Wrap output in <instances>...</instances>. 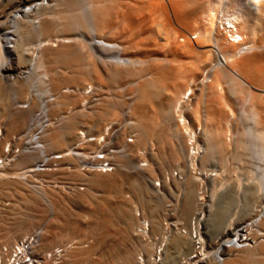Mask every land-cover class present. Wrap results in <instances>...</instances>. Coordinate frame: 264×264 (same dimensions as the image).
Here are the masks:
<instances>
[{
	"label": "bare ground",
	"instance_id": "bare-ground-1",
	"mask_svg": "<svg viewBox=\"0 0 264 264\" xmlns=\"http://www.w3.org/2000/svg\"><path fill=\"white\" fill-rule=\"evenodd\" d=\"M26 1L23 4H19L18 8L21 7L20 9L12 10L8 14V18L12 19L10 27H6L5 32L1 34L5 40L3 39L2 41L4 42L0 43V73L7 72V68L3 66L12 56H16L12 60L13 62L15 61L17 66H23L24 62L27 61L25 60L26 53H24L23 44L37 39L36 42L38 44L30 48V50H33L31 55L38 53L35 60H33L36 61L35 68H44L47 74H51L47 86L49 85L54 92L53 94L58 98L55 105L51 104L49 115L51 117L55 113L57 114L59 109L61 113L62 111L66 112H63L65 114L64 118L60 114V117L58 114L55 115V118H60V124L62 123L63 125L59 126L57 124V126L54 124L46 130L43 136L46 146L56 149L55 151L64 150L72 145L81 128H85L84 126L98 130L99 133L96 136L103 134L104 129L111 122L120 119L117 107L115 108V106L111 105L112 100L109 101L108 96L103 99V95L107 94L104 92L106 88V86L104 88L105 81L115 83L117 79L130 78L132 80V78L138 79L139 77L141 80L138 81L135 90L137 91L136 96L133 94L135 98L133 97V104L129 111L131 114L128 115L136 124L134 123L130 130L127 131L126 129L123 132L121 143L118 146L122 147V149L118 151L117 158L113 159L114 166H120V170L113 174H97L87 177L77 172H68L70 177L84 181L88 186V190L86 192L79 191L76 198L85 205H89L88 207L90 208L82 212L81 215L82 217L90 216L91 220L89 219L90 221L87 220L88 222L84 223L77 218L79 216L74 218V215L68 211L62 217V220H60V216H56L57 218L53 216L54 218L47 221V224L43 225L44 227H38L37 230L35 229L36 231L33 229L31 232L33 226L32 215H29V220L24 222L25 220L21 218L22 216L19 217L22 212H18L19 215L14 212L16 219L21 218L20 222L15 220L19 223L16 226L19 231V238H17L16 243L26 238L34 239L32 243L34 259L40 262L45 260L47 264H86L89 258L91 260L89 261L90 264H180L179 258L188 249L189 240L181 235H173L170 238H166L165 224H163V232L153 236L160 229L158 228V225L160 227V220H158L157 216L159 205L152 197L145 195L149 201L150 212L153 217L150 218L152 228L150 224V226L148 225V230H146V234L149 235L147 239L145 238V228H141L138 221L137 225H135L128 203L126 201L111 202L108 196H111V191L114 190L115 192V190H118L127 180L136 198L144 199L142 201H145L144 194L147 191L145 185L139 181L138 176H124L123 170L125 167L130 168L131 165L138 167V169L147 168L149 164H146V161H149L148 151L150 150L148 142L150 143L151 141V149L154 147L153 141L158 145V151L150 150L151 152L153 151L150 156L159 164V167H163L166 162L174 166L175 164H183L182 168L176 165L178 168L172 173V179L170 178L178 186L183 185L182 215L189 214L193 204L191 195L200 190L199 187L201 188L202 184L198 181L200 177H197L198 172L204 176V172L206 173V170L211 165L216 167L215 169L213 167V173H215L212 176L213 179L210 178L214 183H212L214 189L210 195L213 200L215 194L219 191L216 188L218 184L215 182L222 181V178H220L222 172L218 173V170L222 166L225 170L224 163L227 161V158H225L227 154L232 158L230 161L239 164L240 170L242 169L249 173L250 169L253 168V161L250 160L253 146L243 141V139L246 140L245 136L243 137L242 135L243 133L236 132L238 135L235 138V136L229 135L230 130L228 131L227 129L231 125V120H234L233 118L236 116L233 113L234 108L232 106V99L236 95L246 97V105L239 107L242 111L240 113H243L245 118L246 115L250 117H248L250 123L247 121L249 123L247 126L249 127L245 128L247 131L243 128L244 135L248 132L253 134L252 139L257 140L259 142L258 146L262 148V152L259 155L261 158L257 161L260 166L256 168H259L260 179L264 182V0H237V2L235 0H52L54 2L53 9L52 6H49L50 8L46 7L47 9L41 8L39 4L42 0H40V3H34V0L31 2ZM84 3L86 5L83 6L89 10L86 14H83L85 12L83 11L84 8L82 12L80 11ZM15 6V0H1L0 16L7 8H14ZM37 6L38 9H36ZM49 9L52 10L50 11ZM18 11H21L30 21L24 18L27 20H23L18 24L16 20L21 18L16 17ZM29 12H34L31 18L29 17L31 15L28 16ZM1 19H5V16L0 17ZM9 22L10 20L7 21V19L0 21V31H2L1 27ZM89 23L91 28L88 27L90 26ZM20 24H23V26H20ZM86 29L87 31L89 30L88 32L86 31L88 33L86 34L92 37L94 45L102 46L103 51L107 53L106 55L114 53V58L112 56L110 58L115 59L117 64L129 66L118 67L113 65L115 67L112 69H104L107 75L104 80L102 71L97 68L96 63L94 64L95 61H91V53L85 50V42L74 39L66 40V38L59 40L62 35H73L78 30L85 31ZM135 30H137L138 34L135 33ZM13 34L18 35L19 40H21V43H17L18 48H15L17 55L11 53V47H9L12 40L9 37ZM129 36L130 39L132 36L136 37L135 42L130 44V47L133 50L134 48L136 51L138 50L140 52L138 54L143 53V57H145V54L147 58L151 55L156 56L155 58L152 57L153 61L151 63H144V59H140L142 56H136V53L134 54L135 56H132L134 52H132L131 48L130 53L128 52L129 49L127 48L130 42L127 38ZM91 44L89 45L91 46ZM170 52L179 60V64L174 60V62L171 61L170 63L166 60V63H164L165 61H158L160 60L158 57L160 54L166 53L165 55H167ZM169 59L167 58L168 61ZM183 59L185 62L181 65L180 61H183ZM115 61L111 60L110 62ZM89 66L90 68H88ZM58 67H69V69L71 67V70L69 72L57 71ZM147 75L148 77H146ZM28 82L29 80L23 81L17 87L18 91H14L12 88L14 93L26 94L25 92L28 91L29 86ZM67 86L73 89L80 88L81 91L77 94L62 92L64 87ZM88 87H91L94 92L92 91L86 95L84 92ZM50 89L49 92H51ZM6 91L4 90V93L0 89V116L2 117H4L3 115H8L10 110L8 102L3 103V106L1 105L2 96H6ZM95 94H98L97 96L101 98L94 102ZM9 96L11 95L9 94ZM90 99L93 100L91 101ZM88 100V104H92L91 111L85 109L88 107H84ZM201 100L205 107L201 106ZM201 107L205 108L207 112L206 120L203 122H201V119H205L203 116H200L201 119L199 120V114L203 112L199 113L202 110ZM67 111L70 113H67ZM8 116L5 118L9 119V129L14 125H19L25 119L21 113L17 115V113L13 112L11 116ZM205 121L209 122V126ZM229 136L230 139H228ZM128 137L134 138V140L127 142L126 138ZM232 137L235 139L231 143ZM191 141L193 143L189 145ZM249 142L251 141L249 140ZM191 145L195 147L191 149L189 147ZM145 149L146 153H142ZM188 149L190 151L194 150V154L197 152V157H191ZM139 151L141 152L139 153ZM27 157H23L18 164H22L24 160L29 159ZM134 157L138 159L133 160ZM135 160H139L140 163L136 165L130 163ZM206 166L209 167L207 168ZM150 169L152 170V168ZM176 171L180 173V176L177 174V177H175L174 173ZM201 174L198 175L202 176ZM124 180L125 182L123 183ZM227 184L229 183L227 182ZM235 184L239 187L241 185L238 182ZM260 184L258 187H249V189H252L251 197L257 203L256 207L259 208L261 206L260 211L258 210L259 212L255 216L257 222L255 225L256 230H250L248 227L246 231L248 232L246 234L247 239L253 240L255 245L252 247L247 246L245 249L238 251L233 257L229 258L226 264H264V185ZM0 185L4 186V188L12 189L13 192L18 194V199L13 202L12 209L5 205L9 209L14 211L22 203L27 204L30 209H39L41 190L31 189L26 182L11 174L1 175ZM219 185H221V182ZM204 188L202 186V189ZM94 189L105 190L110 195L106 198L95 199L91 193ZM92 200H94V203H92ZM16 202L17 204H14ZM200 204L196 210L201 207ZM212 204H209V211L205 210L206 205L204 209L202 207L201 209L204 210V213H207L205 214V226L212 225L210 230L215 235L221 231L216 239L231 237L233 236L231 235L232 232L234 233L241 225H246L245 222L241 223L240 219L235 216H233L235 218L230 217L231 219L225 221L224 205L223 207L221 206L222 209L220 208L214 213V204ZM60 207L56 211L62 216L64 215L62 211L64 207L62 208V205ZM20 209V211H23L22 207ZM194 215L195 212L193 217ZM161 221L163 222V220ZM112 227H115L114 229H117L116 231L121 235L123 246L119 244V246H116L117 243L121 244L118 239L117 243H109L107 247L102 248L104 251L97 256L95 253L99 244H101L99 241L102 240L103 236L110 235ZM96 233L101 236L96 240L98 243L95 241L97 244L94 242L92 244L84 239V236L88 234L96 235ZM7 234L9 233L5 231L1 233L2 237H5L2 238L4 240L0 238V244L5 239H8L9 242L12 240L9 239L10 236ZM207 236L209 235L207 234ZM76 237H80L78 241H74ZM158 237H162L161 244H167L165 254L161 257V262H157L155 258V241ZM65 239H68L70 244H67L68 242H64L65 244L61 243ZM14 243L6 244V246L13 249ZM60 243L65 246L63 256L60 261H53L49 256H53L56 247L58 248ZM1 245L0 261L3 258V246ZM140 247L144 248L139 249L140 253L136 254V249ZM103 255L111 256V258L107 257L109 262L103 261Z\"/></svg>",
	"mask_w": 264,
	"mask_h": 264
},
{
	"label": "rangeland",
	"instance_id": "rangeland-1",
	"mask_svg": "<svg viewBox=\"0 0 264 264\" xmlns=\"http://www.w3.org/2000/svg\"><path fill=\"white\" fill-rule=\"evenodd\" d=\"M1 1V0H0ZM16 1V6L14 7V8H7L4 12H3V14L0 16V17H4L5 16V19H1L0 21H3V20H6L7 19V21L8 20H10V22L8 23V24H6V25H4L3 27H1V29H2V31H0V38H1V40H0V43H3L4 41H2L4 38H3V36H1V34H2V32H5V28L6 27H10V25H11V19L12 18H8V14L9 13H11V11L12 10H17V8H18V6H19V4H23V2L24 1H26V0H15ZM31 1H33V0H28V1H26V2H31ZM43 1V0H42ZM41 1V2H42ZM52 0H44L43 2H44V6H43V8H45V9H47L49 6L51 7L52 6V9H53V4H54V2L52 3L51 2ZM236 2H237V0H235ZM34 3H40V0H37V2H35V0H34ZM34 3H32V4H34ZM47 5V6H46ZM85 6L86 4L84 3V4H82V6ZM81 7L79 10L82 12V10H83V8H84V10L83 11H85V12H83V14L85 13L86 14V12L88 13L89 12V10L87 9V7ZM222 6V5H221ZM47 7V8H46ZM49 7V8H50ZM21 7H19L18 9H20ZM51 9V10H52ZM44 10V9H43ZM50 10V9H49ZM50 10V11H51ZM18 12H20V11H18ZM34 13V12H33ZM33 13H31V12H29V14H28V16L29 15H31V16H29L30 18L33 16ZM41 13H43V12H41ZM6 14H7V17H6ZM13 14V13H12ZM17 14V13H16ZM21 14H22V12H21ZM26 15V14H25ZM22 16H24L23 14L22 15H18V18H20V19H17L16 20V22L18 21V24H19V22L21 23L23 20L24 21H26L28 18L27 17H23L22 18ZM17 17V16H16ZM24 18H27V19H24ZM16 19V18H15ZM28 21H30V19H28ZM13 22V21H12ZM25 25H26V23H25ZM28 25V24H27ZM89 25L90 26H88V27H90L91 28V24L89 23ZM20 26H23V24L21 25L20 24ZM89 28V29H90ZM87 29L84 31H81V30H78V31H76L77 32V34H76V32L75 33H73V35H62V37L60 36L59 37V40H62V39H64V38H66V40H69V39H71V40H79V41H83V42H85V50L86 51H88V52H90L91 53V61L92 62H94V64L97 66V68L100 70V71H102L101 73H103V77H104V80H105V77L107 76L105 73V70L104 69H107L108 70V68L109 69H112V68H114L115 66H113V65H116V66H118V67H121V66H123V67H128L127 65H124V64H117L116 63V61H115V59H113L114 58V53H112V55H106L107 53H105L104 51H103V48H102V46H98L97 44H93V39H92V37H90V35H88L87 36V32L89 31H87ZM137 30H135V33L136 34H138V32H136ZM139 31V30H138ZM83 32H85V33H83ZM140 32V31H139ZM82 33H83V35H82ZM87 33V34H86ZM141 33V32H140ZM85 34V35H84ZM81 35V36H80ZM78 36V37H77ZM90 37V38H89ZM10 39L12 38V40L10 41V43H12L11 45H9V46H11V48H10V50H11V53H15V55H17V52H15V48L17 49L18 48V44H19V42L21 41V40H19L20 38H19V36L18 35H16V34H13L11 37H9ZM61 38V39H60ZM68 38V39H67ZM88 38V39H87ZM133 38V39H132ZM135 38L136 37H131V39H130V36H129V38H127V39H129V44H128V48L127 49H129V53H130V48L133 50V48L132 47H130L131 45L130 44H132L133 42H135ZM5 40V39H4ZM36 40L37 39H34V40H31V42H27V43H25V44H23V46H24V50H25V52L24 53H26V55H25V60H27V61H25L24 62V64H23V66L22 65H20V66H17V64H15V61L13 62V60H14V58L16 57H14V56H12V57H10L8 60H7V62H5L4 63V68H7V72H1L0 73V89H2V91L4 92V90L6 91V96H2V99H1V101H2V106H3V103H9V113H8V115L9 116H11V114H13V112L16 114L17 113V115L18 114H20L21 113V115L23 116V118L25 117V119H23L22 120V123H20L19 125H14V126H16V127H12V128H14L13 130H12V128L11 129H9L8 128V124H9V119L7 120V118H5V117H7L8 115H3L4 117H2V116H0L1 118H0V128H2L3 129V135H5L7 138L6 139H8V138H12V136H15V135H17V134H20V133H23L24 132V130L28 127V125H29V123H30V121H31V118L35 115V114H37V112L38 111H40V107L42 106V100H43V98L45 97H49V96H55V94H53L54 92L50 89V87H49V85L47 86V82L49 81L48 79H50V76H51V74L49 75V74H47L46 73V71H45V69L44 68H42V69H37V68H35V65H36V61H33V60H35V57L38 55V53H34V54H32L31 55V53H33L32 51L33 50H30V48H33L34 46H36V44H38V42H36ZM130 40H133V41H130ZM33 42V43H32ZM87 42V43H86ZM18 43V44H17ZM21 43V42H20ZM31 43V44H30ZM92 43V44H91ZM27 44V45H26ZM88 44V45H87ZM89 44H91V46L89 45ZM98 47H97V46ZM89 47V48H88ZM101 48H102V50H101ZM26 49H27V52H26ZM29 49V50H28ZM89 49V50H88ZM95 49V50H94ZM100 49V50H99ZM14 50V51H13ZM135 50V51H134ZM134 50L132 51V52H134V53H132V56H139V57H141L142 56V58H140L141 60L142 59H144L143 60V62L144 63H151L153 60V58L152 57H154L153 55H151V56H148L149 58H147L146 57V55L144 54V56L145 57H143V53H141V54H138V50L136 51V49L134 48ZM13 51V52H12ZM102 52H104L103 54H102ZM23 53V54H24ZM89 53V54H90ZM136 53V54H135ZM140 53V52H139ZM28 54H30V55H28ZM94 54V55H93ZM135 54V55H134ZM166 53H164V54H160V56H158L159 58H160V60H158V61H160V62H164L165 60L168 62V63H170L171 61L172 62H177V64H179V60L176 58V57H174V54L172 53V52H170V53H167V55H165ZM131 55V54H130ZM156 55V54H155ZM163 55H165V56H163ZM108 56V57H107ZM113 57V58H110V57ZM116 56V55H115ZM171 56H173V57H171ZM156 57V56H155ZM154 57V58H155ZM94 58V59H93ZM106 58V59H105ZM107 58H110L112 61H115V62H110L111 60L110 59H107ZM166 58V59H165ZM167 58H170L169 59V61L167 60ZM13 59V60H12ZM96 59V60H95ZM146 59V60H145ZM164 59V60H163ZM178 61H177V60ZM197 59V58H196ZM110 60V61H109ZM174 60V61H173ZM107 61V62H106ZM166 61L164 62V63H166ZM183 62H185L184 61V59H183V61H180V64L182 65L183 64ZM26 63V64H25ZM112 63V64H111ZM115 63V64H114ZM111 65V66H110ZM107 67V68H106ZM88 68H90V66L88 67ZM10 69V70H9ZM37 69V70H36ZM65 69V70H64ZM45 72H44V71ZM57 71H60V70H63V71H66V72H69L70 70H71V67H70V69H69V67L67 68H65V67H58L57 69H56ZM37 71V72H36ZM148 74V73H147ZM149 75V74H148ZM148 75L146 76V77H148ZM149 76H151V75H149ZM140 78V77H139ZM133 79L132 78V80L130 79V78H121V79H117V81H115V83L113 82V83H110V82H107V81H105L106 83H105V85H104V88H105V86H106V88L104 89V92H106L107 94H104L103 95V99L104 98H106L107 96H108V98H109V101H111V105H113V107L115 106V108L117 107V110H118V112H119V114H120V118H124V116L125 115H129V114H131L129 111L131 110V106H132V104H133V100H134V98H135V96H136V94H137V91H135L136 90V88H137V84H138V81L139 80H141V79ZM25 82V81H27V80H29V82H28V84H29V86H28V93L27 92H25L26 94H24V93H21L20 94V92H16V93H14V91L16 90V91H18L19 89L17 88L20 84H22V82ZM127 80H129V81H127ZM18 82V83H17ZM117 82V83H116ZM122 82V83H121ZM124 82V83H123ZM106 84H108V85H106ZM117 84V85H116ZM46 85V86H45ZM114 85V86H113ZM132 85H133V87H132ZM109 86V87H108ZM130 87V88H129ZM14 89V91H13V89ZM71 87L70 86H67V87H64V89L62 90V92H66V89H70ZM94 88V87H93ZM117 88V89H116ZM49 89H50V91L51 92H49ZM80 89V88H79ZM109 89H110V92H109ZM10 90H12V91H10ZM77 90V89H76ZM106 90V91H105ZM123 90V91H122ZM10 91V92H9ZM132 93H131V92ZM120 92V93H119ZM5 93V92H4ZM11 95V96H9V94ZM14 96H13V95ZM23 94V95H22ZM109 94H110V96H109ZM132 94V95H131ZM135 96H134V95ZM8 95V96H7ZM19 95H22V96H19ZM17 96V97H16ZM57 97V96H56ZM98 98L97 99H94V102H95V100H98V99H100L101 97H99V96H97ZM134 97V98H133ZM120 98V99H119ZM205 98V97H204ZM233 98H234V96H233ZM238 98V99H237ZM246 97L244 96H238V95H236L235 96V98L234 99H232L233 100V108H234V114H236V116H234V120H231V129H230V126H229V128H227L228 129V131L230 130V132H229V135L230 136H232L233 135V137L235 136V138L237 137V135H238V133H243L242 135H243V137L245 136V139L246 140H244L243 139V141H245L246 143H248V144H251L253 147V149H252V157H250V160H252L253 161V168L252 169H250V172L248 173L247 171L245 172V171H243L242 169V171L240 170V167H238L239 166V164H235V162H232V161H230V160H232V158L231 157H229V154H227L226 156H225V158H227V161H228V163H227V161L224 163V166H225V170H224V167L222 166L221 167V169L219 168V172L218 173H221L222 172V177L220 176V178H222L221 180L222 181H219L220 180V178H219V182H215L216 184H218L217 186H216V188L217 189H219V191L217 192V194H215V198H214V200H213V198H212V196H210L211 194H212V190L214 189V183H213V178H212V176L215 174V173H213L214 171V169L216 168V167H214V165L212 166L211 165V167H207L208 169L206 170V173L204 172V176L201 174V173H197V177L199 178L198 179V181H199V183L200 184H202L201 185V188L199 187V189L200 190H198L197 192H195V194H192L191 195V197H192V201H193V204H192V209H191V211L189 212V214H187V215H182V211H181V205H182V202H183V198H184V194H183V190H182V186L181 185H177V184H175L174 182H173V180H171L172 179V173L175 171V170H177L176 168H178V167H181L182 168V166H183V164L181 165V163L180 164H175V166L173 165V164H170V163H168V162H166L165 163V165L163 166V167H159L158 165L159 164H157L153 159H152V157L150 156L151 154H153V151H158V145H156V142L155 141H153L154 143V147H153V149H151V147L150 146H152V141L149 143L148 142V145H150V146H148L149 148H150V150H153L152 152L149 150L148 151V160L149 161H146V164H149V165H151V166H149V168H148V166H147V168L146 167H143V168H140V169H138V167H133L132 165H131V167L130 168H128V167H125L124 168V170H123V174H124V176L125 175H127L126 177H128L129 175V177H136V176H138L139 178V181L141 182V183H143L144 185H145V188H146V193L144 194V196L146 195L147 197L148 196H150V197H152V199L155 201V202H157V205H159V208H158V211H157V216H158V220H160L159 221V223H160V227H159V225H158V228H160L159 230H157V232H155L154 234L155 235H153V236H157V235H159V234H161V232H163V230H164V227H163V224L170 218V219H173V218H176V219H179L181 222H183L184 224H187V222L193 217V214H194V212L196 211V208L199 206V198H201V194L203 193V195H205V198H204V205H206V210H208L209 211V204H212V202H213V204H214V210H213V212L214 213H216L217 212V210H220V208L222 209V207H223V205H224V212L223 213H226V214H224V216H225V221L227 220L228 221V219H231V218H239L240 219V221H241V223L242 222H247V221H250V220H255L256 219V215H257V213L260 211V208H261V206L259 207V208H257L256 206H257V203L254 201V199L251 197V195H252V189H249V187L250 186H256V187H258L259 186V184L260 183H262V185H264L263 183V181H261V179H260V173H259V168H256L257 166H260L258 163H257V161L258 160H260V158H261V156H259L260 154H261V152H262V148L261 147H259L258 145H259V142L257 141V140H255V139H252V137L254 136L253 134H250L249 132L248 133H245V135H244V130H243V128L245 129H247L249 126H247L249 123H250V121H249V118L247 117V115H246V118H245V116H244V114L242 115L240 112H242L241 110H240V108L239 107H244L246 104V102H245V99ZM125 99V100H124ZM132 99V100H131ZM237 99V100H236ZM91 101L93 100V99H90ZM115 100V101H114ZM202 100H205V99H202ZM201 100V102H202V105L201 106H204L205 107V105L203 104V101ZM234 100H236V101H234ZM242 100V101H241ZM244 100V101H243ZM89 101V100H88ZM240 101V102H239ZM99 102V101H98ZM98 102H96V103H98ZM236 102V103H235ZM239 102V103H238ZM242 102V103H241ZM25 103H28L29 105H28V109H22L21 107L23 106V104H25ZM238 103V104H237ZM54 104V103H53ZM52 104V105H53ZM235 104V105H234ZM240 104V105H239ZM55 105V104H54ZM92 105V104H91ZM91 105H89L88 104V108H85V109H88L89 111H91ZM243 105V106H242ZM234 106H237V107H234ZM12 107V108H11ZM84 108V107H83ZM202 108V110H200V112L199 113H201L202 111V113L201 114H203V115H201V114H199V120L201 119V117L203 116V118H205V116L207 115V112L205 111V108H203V107H201ZM236 108V109H235ZM20 110V111H19ZM18 111V112H17ZM71 111V110H70ZM20 112V113H19ZM51 112V111H50ZM49 112V113H50ZM63 112H65V111H62V113H61V111H60V109H59V112L57 113L58 115L60 114L61 116H63ZM205 112V113H204ZM239 112V113H238ZM66 113V112H65ZM67 113H70L69 111H67ZM56 113L54 114V115H52L53 116V118H51V120L52 119H54L55 118V115H57ZM60 115H59V117H60ZM70 115V114H69ZM239 115H242V116H239ZM8 116V117H9ZM51 116V117H52ZM201 116V117H200ZM56 117H58V116H56ZM65 117V114H64V116H63V118ZM236 117V118H235ZM241 117H242V119H241ZM246 120V123H245V120ZM25 120V121H24ZM55 120V119H54ZM54 120H52V121H54ZM202 121L201 122H203L204 120H206V118L205 119H201ZM236 120V121H235ZM247 121L249 122V123H247ZM206 123H207V125H208V121H205ZM235 122V123H234ZM237 123V124H236ZM55 125H57L56 123H55ZM60 125H63L62 123L60 124L59 123V126ZM251 125V124H250ZM58 126V125H57ZM209 126V125H208ZM246 126V127H245ZM82 127V126H81ZM84 127H87V126H84ZM83 128V127H82ZM81 128V129H82ZM236 128H237V130H236ZM245 129V130H246ZM11 130V131H10ZM240 131V132H239ZM247 131V130H246ZM7 132V133H6ZM236 132H238V133H236ZM247 134V135H246ZM250 134V135H249ZM249 135V136H248ZM230 136L228 137V139H230ZM46 137H48V136H46ZM45 137V138H46ZM231 138V140H230V142L232 143L233 142V140L235 139V138ZM251 138V139H250ZM249 140L251 141V142H249ZM255 140V141H254ZM229 142V141H228ZM258 142V143H257ZM0 146L2 147H0V149H1V151H0V156H1V153H2V150H3V146L4 145H2V144H0ZM71 146V145H70ZM52 150H54V148H52ZM56 150V149H55ZM142 150V149H141ZM144 150V149H143ZM146 150V149H145ZM148 150V149H147ZM141 151H139V153H140ZM26 157V156H25ZM27 158H29V159H27V160H24L23 162H25L24 164H23V162H22V164H18L21 160H22V158L16 163V164H14V166L12 167V170H11V172L8 174V175H12L13 176V174H15L16 172H18V170H20L21 168H24V167H28V166H30V165H32L34 162H35V160H36V158H34L33 156H28ZM31 158V159H30ZM224 158V157H223ZM224 158V159H225ZM25 159V158H24ZM134 159H138V158H136V157H134L133 158V160ZM226 160V159H225ZM232 162V163H231ZM127 163H128V161H127ZM131 164H138V163H140L139 162V160H135L134 162H130ZM227 164V165H226ZM22 165V166H21ZM178 167H177V166ZM16 166V167H15ZM20 168H19V167ZM213 167H214V169H213ZM150 168H152V170L150 169ZM222 168H223V170H222ZM227 168V169H226ZM172 169V170H171ZM231 169V170H230ZM155 170V171H154ZM125 171H128V172H125ZM142 171V172H141ZM208 171V172H207ZM125 172V173H124ZM141 172V173H140ZM176 172H178V171H176ZM224 172V173H223ZM226 172V173H225ZM243 172V173H242ZM66 172H63V173H61V174H58L57 176H55V180H57V181H59V182H61V184H63V185H66V184H74V185H76V186H78V188H79V190L76 192V193H74V194H68L69 192H67V191H57V190H55V189H50V190H47V189H44V191L43 190H41L40 192L42 193V195L40 196L41 198V203H40V205H42V206H40L39 205V209H37V210H33V208H31L30 209V207H28L27 206V204H25V203H22L21 205H19L18 207H19V209H15L14 211L13 210H11L12 208H13V202L16 200L17 201V199H18V194H16L15 192H13V190L12 189H9L8 187H6V188H4V186H2V185H0L1 187H0V238H1V240H4V239H2L3 237H5V236H3L2 237V235H1V233L3 232V231H5V232H7V233H9V234H7V235H9L8 237H9V239L11 240L10 242L8 241V239H5V241H1L2 243V245L1 246H5L6 244H9V243H14V242H16L17 241V238H19V231H18V228L16 227L19 223L17 222L18 220H19V222H20V220H21V218H23V220H25L24 222H27V220H29L28 219V216L29 215H32V217H33V222H32V224H33V226H32V229H31V232L33 231V229H34V231H35V229L37 230V228L38 227H44L46 224H47V221H49L50 219H52V218H54V217H61V219L60 220H62V217L63 216H65V214H67L68 213V211L72 214V215H74L73 217L75 218L76 216H79V217H77L78 219H80L82 222H86L87 220L88 221H90L91 220V217L89 216H86V217H82V212H84L85 210L87 211L90 207H88L89 205H85L84 203H82V202H80L79 200H77V193H79V191L80 192H86L87 190H88V186L86 185V183L84 182V181H81V180H79V179H77V178H74V177H70V174L69 173H66ZM126 173H128V174H126ZM170 173V174H169ZM69 174V175H68ZM198 174H201L202 176H199ZM224 174V175H223ZM207 175V176H206ZM211 175V176H210ZM252 175V176H251ZM123 176V177H124ZM209 176V177H208ZM227 176V177H226ZM15 177H16V175H15ZM84 177V176H83ZM87 177V176H86ZM204 177V178H203ZM208 177V178H207ZM226 177V178H225ZM259 177V178H258ZM125 178V177H124ZM171 178V179H170ZM202 178V179H201ZM205 178H207V179H205ZM210 178H212V179H210ZM229 178H231V179H229ZM209 179V180H208ZM237 179H238V181H237ZM260 179V180H259ZM126 180V179H125ZM125 180L123 181V183L125 182ZM254 180V181H253ZM202 181H204L203 183H202ZM235 181H237L238 183H239V185H240V183H241V185H240V187L237 185L236 186V184L235 183H237V182H235ZM241 181V182H240ZM261 181V182H260ZM221 182V185H219V183ZM227 182L229 183V184H227ZM253 182V183H252ZM205 183V184H204ZM213 183V184H212ZM222 183H223V185H222ZM257 183V184H256ZM215 184V185H216ZM250 184V185H249ZM28 185V184H27ZM157 185H159V187H157ZM165 185V186H164ZM242 185H243V187H242ZM167 186V187H166ZM202 186L203 187H205L204 189H202ZM260 186H261V184H260ZM3 187V188H2ZM212 187V188H211ZM219 187V188H218ZM237 187V188H236ZM31 188V187H30ZM32 189V188H31ZM34 190V189H33ZM133 189H132V187H130V185L128 184V182H127V180H126V182L118 189V190H115V192H114V190L113 191H111V196H108V195H110L109 194V192H107V191H105V190H99V189H94V190H92V194H93V196L95 197V199L97 198V199H102V198H106L107 196L109 197V199H111L110 201L111 202H114V203H117V202H120V201H126L127 203H128V206H129V208L131 209V212H132V214H133V218H134V222H135V225H137V217H136V214H137V212H141V213H143L147 218L146 219H148L149 221H150V224H151V228H152V222H151V217H152V213L150 212V207H149V201L147 200V197L145 196V201H142V200H144V199H142V200H140V199H137L136 198V196H135V193H134V191H132ZM203 190V191H202ZM205 190V191H204ZM208 190V191H207ZM242 190V191H241ZM39 191V190H38ZM43 191V192H42ZM67 192V193H66ZM207 194H206V193ZM46 194V195H45ZM195 195V196H194ZM94 199V200H95ZM44 200V201H43ZM94 200H92L93 202L92 203H94ZM216 200V201H215ZM206 201V202H205ZM212 201V202H211ZM18 202H19V200H18ZM125 202V203H126ZM224 202V203H223ZM6 203V204H5ZM43 203V204H42ZM10 204V205H9ZM14 204H17V202L16 203H14ZM18 204H20V203H18ZM212 204V205H213ZM227 204V205H226ZM249 204H251V205H249ZM8 206V207H11V209H9L8 207H6V206ZM45 205V206H44ZM62 205V208L64 207V209L62 210L63 211V213H64V215H59L58 214V208L60 209L61 206ZM94 205V204H93ZM195 205V206H194ZM222 206V207H221ZM22 207V210L23 211H20L21 208ZM42 207V208H41ZM91 207H93V208H95L94 206H91ZM227 207V208H226ZM92 208V209H93ZM30 209V210H29ZM35 209V208H34ZM43 209V210H42ZM10 210V211H9ZM19 210V211H18ZM41 210H42V212H41ZM57 210V211H56ZM257 210V211H256ZM259 210V211H258ZM7 211V212H6ZM9 211V212H8ZM32 211V212H31ZM36 211V212H35ZM38 211V212H37ZM44 211V212H43ZM92 211V210H91ZM10 212H12V213H10ZM14 212H17V213H15V214H18L19 215V213H21L22 215H19V217L20 216H22L21 218H19V219H16V215L15 214H13ZM19 212V213H18ZM47 214H46V213ZM62 213V214H63ZM11 214V216H9ZM43 214V215H42ZM44 214H45V216H44ZM58 214V215H57ZM205 214H207L206 212H205ZM42 215V216H41ZM35 216V217H34ZM54 216V217H53ZM82 218H81V217ZM233 216H235V217H233ZM41 217V218H40ZM56 217V218H57ZM231 217V218H230ZM86 218V219H85ZM153 218V217H152ZM65 219V218H64ZM90 219V220H89ZM15 220H17V221H15ZM84 220V221H83ZM161 220H163V222L161 221ZM166 220V221H165ZM35 221V222H34ZM87 221V222H88ZM4 222V223H3ZM16 222V223H15ZM18 223V224H17ZM205 223H206V218H205ZM4 225V226H3ZM44 225V226H43ZM211 225V224H210ZM16 227V228H15ZM116 227V226H115ZM115 227H112L111 228V233H110V235H108V236H103V238H102V240H100L99 242L101 243V244H99V246H98V248H97V250H96V255L97 256H99L100 255V253H102L104 250L102 249V248H104V247H107V245H109V243H117L118 242V239H119V242H121V244L120 243H117V245L116 246H123V243H122V239L120 238L121 237V235L118 233V231H116L117 229H114ZM209 227V228H208ZM212 227V225L211 226H205V228H206V232H208V238H209V240H211V241H214L215 239H216V237H217V235L221 232V231H219V232H217L216 233V235L210 230V228ZM117 228V227H116ZM135 228H136V226H135ZM163 229V230H162ZM212 229V228H211ZM3 230V231H2ZM7 230V231H6ZM135 231H136V229H135ZM14 232V233H13ZM15 232H16V234H15ZM11 233H13L12 235H11ZM18 233V234H17ZM118 233V234H117ZM210 233H212V234H210ZM15 235V236H14ZM97 235V236H96ZM96 235H90V234H88L87 236H84L85 238V240H87L88 242H90V243H92L93 244V242L95 243V241L97 240V238H100L101 236L98 234V233H96ZM82 236V235H81ZM99 236V237H98ZM112 236V237H111ZM83 237V236H82ZM81 237V238H82ZM79 238L80 237H76V239H74V241H78L79 240ZM113 238V239H112ZM109 239V240H108ZM115 239H116V242H115ZM121 239V240H120ZM154 239V238H153ZM219 239V238H218ZM66 240V239H65ZM65 240H63L61 243H63V244H65L64 242H68L67 244H70L69 243V240L67 239L66 241ZM99 240V239H98ZM105 242H104V241ZM114 241V242H111V241ZM154 240H156V239H154ZM104 242L103 244H102V242ZM5 242V243H4ZM7 242V243H6ZM9 242V243H8ZM97 243H98V241H96ZM59 244V246H63V244ZM97 243H95V244H97ZM87 244V243H86ZM119 244V245H118ZM58 246V247H59ZM57 248V247H56ZM144 247H140V248H138V249H136V254H138V253H140L139 251V249H143ZM102 250V251H101ZM95 255V256H96ZM105 257V258H104ZM107 257H109V255H107V256H105V255H103V257H102V259H103V261L104 262H109L108 261V259L109 258H111V256L107 259ZM105 259H106V261H105ZM88 261H86V264H88V262L89 261H91L90 260V258L89 259H87ZM85 264V263H84ZM89 264H90V262H89Z\"/></svg>",
	"mask_w": 264,
	"mask_h": 264
},
{
	"label": "built area",
	"instance_id": "built-area-1",
	"mask_svg": "<svg viewBox=\"0 0 264 264\" xmlns=\"http://www.w3.org/2000/svg\"><path fill=\"white\" fill-rule=\"evenodd\" d=\"M39 5L43 8L42 5L45 4L42 1ZM36 9H38V6ZM18 15H22L21 11L17 13V17ZM80 91L79 88L77 90L70 88L66 89L65 93L77 94ZM92 91L93 89L88 87L84 93L87 95ZM97 95L95 94L94 99L98 98ZM57 99L56 96L44 97L40 111L31 118L28 127L23 133L6 139V136L3 135V129L0 128V144L4 145L0 156V176L8 175L14 164L21 158L33 156L36 158L35 162L28 167L21 168L13 176L16 175L18 179L26 182L34 190L55 189L57 191H67L69 192L68 194H74L79 190L78 186L74 184L63 185L61 182L55 180V176L63 171H67L66 173L77 172L84 176L113 174L119 171L120 166H114L113 159L117 158L118 151L122 149V147L118 146L121 143L123 132L126 129L127 131L130 130L134 126L135 121L129 118L128 115H125L124 118L122 117L111 122L100 136H96L99 132L94 128H82L71 146L61 151H55L45 145L43 136L49 127L61 122L60 118H55L52 121L49 115L50 108L52 107L51 104H55L58 101ZM88 103L89 101L84 107H89ZM28 105V103H25L21 108L28 109ZM126 140L127 142H131L134 138L128 137ZM192 143L191 141L189 145ZM189 147L192 149L195 146L191 145ZM188 150L191 157H197V152L194 154V150ZM142 153H146V150ZM177 174L180 176V173L175 172V177H177ZM204 198L205 196L202 193L199 203H201L200 206L203 209L205 206ZM201 207L195 211L194 217L187 224L176 218H169L164 223L166 238H170L173 235H181L189 240L188 249L179 258L180 264H226L229 258L233 257L238 251L245 249L247 246L252 247L255 245L253 240L247 239L246 234L248 232L246 231L248 227L250 230H256V220L245 222L246 225H241L234 233L232 232L231 235L233 236L231 237L227 236L226 238L214 241L209 240L204 224L205 213ZM136 217L139 226L145 228V238L148 239L149 235L146 234V230H148V225L150 226V221L141 212H137ZM156 239L155 258L157 262H161V257L165 254L167 244H161L162 237ZM33 242L34 239L26 238L20 240L18 243L15 242L13 249L6 245L3 246V258L0 264H47L45 260L40 262L34 259L32 254ZM64 247L60 246L56 248L53 256H49V258L53 261H60V258L63 256Z\"/></svg>",
	"mask_w": 264,
	"mask_h": 264
}]
</instances>
